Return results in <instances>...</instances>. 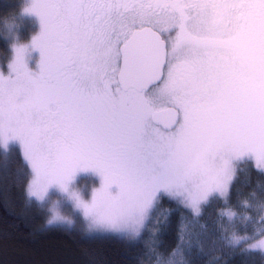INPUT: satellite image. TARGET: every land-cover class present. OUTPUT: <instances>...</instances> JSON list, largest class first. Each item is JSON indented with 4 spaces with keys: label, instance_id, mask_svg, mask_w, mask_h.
I'll return each mask as SVG.
<instances>
[{
    "label": "snow or ice",
    "instance_id": "obj_1",
    "mask_svg": "<svg viewBox=\"0 0 264 264\" xmlns=\"http://www.w3.org/2000/svg\"><path fill=\"white\" fill-rule=\"evenodd\" d=\"M24 12L39 31L0 71V148L22 153L18 176L31 170L29 203L59 192L132 238L165 198L200 216L242 163L264 175V0H31ZM81 174L98 178L90 200L74 190ZM50 212L48 225L64 220ZM245 244L264 259V217L233 248Z\"/></svg>",
    "mask_w": 264,
    "mask_h": 264
},
{
    "label": "trees",
    "instance_id": "obj_2",
    "mask_svg": "<svg viewBox=\"0 0 264 264\" xmlns=\"http://www.w3.org/2000/svg\"><path fill=\"white\" fill-rule=\"evenodd\" d=\"M24 1L0 0V29L14 23L23 33L35 31V26L21 17ZM5 44L0 34V48ZM0 53V61H4L5 50ZM253 163L240 165L238 179L230 187L226 201L229 210H236L233 218L221 213L226 207L219 203L195 217L183 204L165 198L148 229L129 238L91 236L80 228L49 226L43 208L33 200L28 202V168H23L24 175H17L25 164L21 155L9 153L5 160L0 150V264H168L176 249L180 252L174 258L177 264H264L258 253L242 254L246 244L233 248L234 238L258 231L264 217L260 210L264 175ZM253 194L257 201L249 198ZM248 218L256 223L248 224ZM200 233L204 235L198 239Z\"/></svg>",
    "mask_w": 264,
    "mask_h": 264
},
{
    "label": "rangeland",
    "instance_id": "obj_3",
    "mask_svg": "<svg viewBox=\"0 0 264 264\" xmlns=\"http://www.w3.org/2000/svg\"><path fill=\"white\" fill-rule=\"evenodd\" d=\"M30 2H31V0H25L24 1L23 8L21 9V17H23V19L29 21L30 24H33L34 26H36L37 29H35V31L28 32V33H26V32L23 33V32L20 31L21 29L19 30L17 27H15L14 23H10V25L6 24L5 26H3V29H0V34L3 35V37L5 39V42H6L5 46L0 48V50L3 49L6 52L4 55H2V56H4L2 58H5V60L4 61H2V60L0 61V71H3L5 75H7L9 63L14 58V49L16 47H19V46H27V45H29L31 43V38L33 36H35L36 34H38L39 23H38L37 18L34 17V16L32 17L30 15H27L24 12V9L28 6V4ZM1 53H3V51ZM1 53H0V56H1ZM35 54L38 56V53H35ZM37 59H38V57H37ZM35 60L36 59H34V61L31 60L30 63H35ZM0 150L3 152L2 148H0ZM18 152H19V154L21 155V157L23 159L22 153L20 151H18ZM247 162H249V161H246L243 164L246 165ZM252 167L256 168L255 167V162L252 164ZM28 173H29V176H28V181H27L26 188H27L28 184L30 183V181L32 179L31 170L29 168H28ZM80 176L81 175H79L77 177V180H76V182L74 184V190L75 191H79L82 195H84V198L86 200H90L92 191L95 188L99 187V183H97L95 181H90V180H80L79 181ZM256 194H258V190H257ZM227 198L226 197H219L218 199L215 200L214 203L211 204L210 207L208 205H202L201 213H203L204 209H206L207 207L214 208V207H216V203H219L221 206L226 207V209H223L221 211V213H224L223 215L225 216V214H227L229 212V209H230V207L228 206V201H226ZM249 198L257 201V198L255 197L254 194L253 195H249ZM32 200L43 208V211L46 214V221H48V219L51 216L50 209L57 210L60 213V215L62 217H64L63 221L56 222L53 225H49V226H61V227H65V228H68V229H70V228H80L83 231V233L86 234V235H88L87 232L90 230L93 233V234H91V236H95V235H109V236L123 237L120 234L109 233V232H106L104 230L96 229L94 226H92L90 224V222L88 220H86L83 217V213L81 211L77 210L75 208L74 204L71 201L67 200V198L63 194H61L59 192H55L54 193L53 191L50 190L49 197L46 198L43 202H37L35 200V198H32ZM167 200H169V199L167 198ZM57 201H59V203H57ZM246 203L247 202L244 201V204L242 205L243 208L245 207ZM180 204H182V203H180ZM187 209L195 217H198L191 211V209H189V208H187ZM233 211L236 212V210H233ZM263 215H264V212H263ZM227 217L229 219L233 218V216L228 215V214H227ZM141 231H140V233H141ZM233 242L236 243V238H234Z\"/></svg>",
    "mask_w": 264,
    "mask_h": 264
},
{
    "label": "flooded vegetation",
    "instance_id": "obj_4",
    "mask_svg": "<svg viewBox=\"0 0 264 264\" xmlns=\"http://www.w3.org/2000/svg\"><path fill=\"white\" fill-rule=\"evenodd\" d=\"M35 29H37V27L35 26ZM37 55L35 54V53H33L32 54V58L33 59H31L32 61H34V59H37ZM32 64V65H31ZM30 66H34V63H30ZM80 180H90V181H95V182H97V183H99L98 182V178H95V177H93V176H91V175H89V174H81V176H80V178H79V181Z\"/></svg>",
    "mask_w": 264,
    "mask_h": 264
}]
</instances>
